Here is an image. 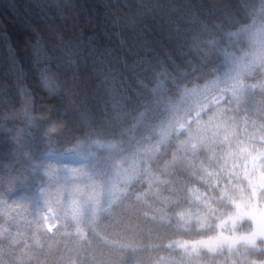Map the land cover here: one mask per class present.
Returning <instances> with one entry per match:
<instances>
[{
	"label": "trees",
	"instance_id": "trees-1",
	"mask_svg": "<svg viewBox=\"0 0 264 264\" xmlns=\"http://www.w3.org/2000/svg\"><path fill=\"white\" fill-rule=\"evenodd\" d=\"M254 216L264 0H0V264H264Z\"/></svg>",
	"mask_w": 264,
	"mask_h": 264
},
{
	"label": "rangeland",
	"instance_id": "rangeland-1",
	"mask_svg": "<svg viewBox=\"0 0 264 264\" xmlns=\"http://www.w3.org/2000/svg\"><path fill=\"white\" fill-rule=\"evenodd\" d=\"M211 99L202 98L200 100L202 104V109L204 107L210 106L213 107L214 105L211 103ZM222 127V120L220 116H212L207 115L206 121L200 122L194 128V130L189 133V141H195L197 139L202 138L203 136L210 134L214 131H218ZM170 132L168 133V135ZM190 149L193 150L195 148V143H189ZM48 159L53 163L59 164L62 168H67L69 166L81 167L85 160L77 155L72 154H65L60 157L48 156ZM133 175V169L130 168L124 174H120L118 178H115L111 184V186L102 191L99 194L94 195V197L87 202L84 203L83 209H79L80 213L83 212H93V213H102L108 210L110 205L114 203L117 198L123 193V187L121 186L124 180L131 178ZM252 212H254L252 210ZM256 213V212H254ZM253 215V214H252ZM258 215V214H257ZM255 217V216H254ZM256 223L258 224V229L256 230V236L264 237V221L261 217L256 216L255 219ZM54 223V216L51 210L47 211L45 214V225L48 231H51L53 228ZM258 234V235H257ZM254 236V237H256Z\"/></svg>",
	"mask_w": 264,
	"mask_h": 264
}]
</instances>
